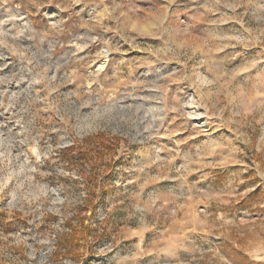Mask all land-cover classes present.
<instances>
[{
  "label": "rangeland",
  "instance_id": "rangeland-1",
  "mask_svg": "<svg viewBox=\"0 0 264 264\" xmlns=\"http://www.w3.org/2000/svg\"><path fill=\"white\" fill-rule=\"evenodd\" d=\"M0 264H264V0H0Z\"/></svg>",
  "mask_w": 264,
  "mask_h": 264
},
{
  "label": "trees",
  "instance_id": "trees-1",
  "mask_svg": "<svg viewBox=\"0 0 264 264\" xmlns=\"http://www.w3.org/2000/svg\"><path fill=\"white\" fill-rule=\"evenodd\" d=\"M99 134H97L96 138L98 137ZM94 138V137H93ZM93 145H95L93 143ZM97 153L100 154V151L97 150ZM101 155V154H100ZM85 221H79V227L77 225H72L70 227V232H64L60 235L59 237V247L58 248H63L65 250H67L68 252H71V246L72 245V239H73V235L76 233V231L78 230V228H83L85 227ZM56 252H58V249L56 250Z\"/></svg>",
  "mask_w": 264,
  "mask_h": 264
},
{
  "label": "bare ground",
  "instance_id": "bare-ground-1",
  "mask_svg": "<svg viewBox=\"0 0 264 264\" xmlns=\"http://www.w3.org/2000/svg\"><path fill=\"white\" fill-rule=\"evenodd\" d=\"M104 67V63H100L99 65H98V69H102Z\"/></svg>",
  "mask_w": 264,
  "mask_h": 264
}]
</instances>
